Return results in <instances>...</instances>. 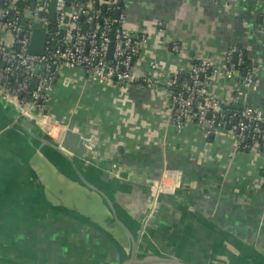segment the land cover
Segmentation results:
<instances>
[{
  "label": "crops",
  "instance_id": "obj_1",
  "mask_svg": "<svg viewBox=\"0 0 264 264\" xmlns=\"http://www.w3.org/2000/svg\"><path fill=\"white\" fill-rule=\"evenodd\" d=\"M121 4L131 33L147 36L135 71L159 78L160 84L123 87L63 66L49 92L48 115L59 123L51 134L79 132L93 139L92 148L104 161L121 166L120 173L115 171L117 183L112 182L108 191L120 219L141 237L144 247L208 263L264 262V154L239 148L225 131L210 141L196 122L177 127L166 91L173 75L187 72L195 58H210L222 70L229 49L241 48L251 62L248 70L256 71V88L243 89L241 75L227 78L222 73L210 92L226 105L264 111V0ZM2 38L13 39L8 31L0 33ZM174 42L180 51L172 49ZM238 96L240 103L235 101ZM75 162V169L90 181H108L103 175L106 164L98 166L81 157ZM164 176L169 186L181 191L164 195L155 218L139 232L137 223ZM87 194L102 205L100 196L64 176L0 114V264L110 263L106 239L47 206V201L75 203L90 213L89 204L80 202ZM214 226L234 234L240 244L222 238ZM116 229L125 233L120 225Z\"/></svg>",
  "mask_w": 264,
  "mask_h": 264
},
{
  "label": "built area",
  "instance_id": "obj_2",
  "mask_svg": "<svg viewBox=\"0 0 264 264\" xmlns=\"http://www.w3.org/2000/svg\"><path fill=\"white\" fill-rule=\"evenodd\" d=\"M0 3V33L8 31L13 37L11 42L0 39V94L29 116L37 111V121L48 132H55L59 123L43 111L63 66L82 69L88 79L123 87L132 83L150 87L160 84L159 78L135 71L134 58L139 56L147 36H135L127 28L121 0H71L69 6L67 0H57L54 20L49 16L51 0H35L34 7L33 0ZM262 21L264 27V12ZM36 23L48 30L45 50L40 55L30 52ZM111 41L114 46L109 58ZM172 49L180 51L181 47L174 42ZM244 56L241 48L229 49L223 71L210 58H195L187 72L175 74L168 81V104L177 127L196 122L208 135L225 131L239 148L264 154V111L240 104L238 110L226 111V104L210 92L214 79L222 73L227 78L241 75L243 89L256 88L255 69L244 74L240 69ZM241 99L238 96L236 103ZM166 177L153 190L154 197L159 192H174L175 187L167 184Z\"/></svg>",
  "mask_w": 264,
  "mask_h": 264
},
{
  "label": "water",
  "instance_id": "obj_3",
  "mask_svg": "<svg viewBox=\"0 0 264 264\" xmlns=\"http://www.w3.org/2000/svg\"><path fill=\"white\" fill-rule=\"evenodd\" d=\"M1 1L2 0H0V2ZM70 1L71 0H67L66 4L68 6L71 5ZM34 3L35 0H33L32 7H34ZM56 3L57 0H51L49 16L52 20L55 19L56 15ZM25 22L26 20H24V23ZM47 33L48 30L46 27L42 26L40 23L35 24L30 43L31 53L39 55L44 53ZM113 46V41H111L108 50L109 58L112 57ZM234 60H236V54ZM56 81L57 76L53 84H55ZM49 109L50 106L46 105L43 113L48 114ZM35 113L37 114L38 112L36 111ZM0 114L4 117L9 128L16 129L24 134L30 140L35 150L39 151L44 158L58 171L62 172L64 176L68 177L70 180H76V182L85 186L89 192L95 193L101 197L102 205L101 203L96 205L94 203L95 197L91 194H87V197L80 200V202L89 204L88 206L93 209V213L84 212L82 210L84 206L81 205L80 207L75 203H73V206H67L64 204H52L50 201H47V206L88 227L106 239L110 246L106 254L107 263L110 261L108 264H217L213 261L208 263L203 260L187 259L181 254H174L155 246H150L148 248L143 246L140 240L141 237L131 230L129 224H125L120 219L116 206L110 198L111 194H109L108 191L110 190L109 185H111L112 182L117 183L118 179L116 172L120 173L119 169L121 166H116L113 161L110 162L111 160L108 162H106V160L104 161L101 154L93 150V139H86L82 137L79 132L74 130H67L63 135L53 136L50 132L41 127L35 116L25 114L15 102L1 94ZM213 138L214 135L210 134L209 140L212 141ZM77 157H81L86 161L92 160L96 162L98 166L106 164L109 173L104 172L103 175L106 176L108 181H104L101 177H98V180L90 181L85 175L78 172L74 167ZM34 179L39 187L43 185L36 172H34ZM111 188L114 189L112 186ZM177 191L179 192L181 190L176 189L171 194L178 193ZM166 194V192H159L157 197L153 195L150 196L151 198L149 199L147 210L140 222L137 223L139 232L145 230L144 227L149 225L148 223L152 217L155 218L159 211L162 198ZM117 225L121 226L125 235L120 232V229H116ZM214 229L228 242L240 244L237 237L229 231L223 230L219 226H214ZM8 262L13 264H29L16 261ZM259 262V264H264L260 259ZM218 264L222 263L219 262Z\"/></svg>",
  "mask_w": 264,
  "mask_h": 264
},
{
  "label": "trees",
  "instance_id": "obj_4",
  "mask_svg": "<svg viewBox=\"0 0 264 264\" xmlns=\"http://www.w3.org/2000/svg\"><path fill=\"white\" fill-rule=\"evenodd\" d=\"M0 5L3 6L2 3H0ZM137 57H135L134 59L136 60ZM250 66H251V62L249 61L248 57H246V55H245L244 58H243V64L240 66V69H241L242 73H244V71H247L250 68ZM183 76H184V74L182 75V77ZM178 80L180 81L181 79L179 78ZM239 107L240 106H231V105H225L224 106L225 110L226 111H230V112H234V111L238 110Z\"/></svg>",
  "mask_w": 264,
  "mask_h": 264
}]
</instances>
